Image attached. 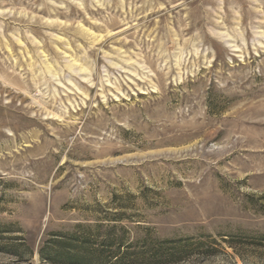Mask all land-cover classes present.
Listing matches in <instances>:
<instances>
[{"label":"rangeland","instance_id":"374dc122","mask_svg":"<svg viewBox=\"0 0 264 264\" xmlns=\"http://www.w3.org/2000/svg\"><path fill=\"white\" fill-rule=\"evenodd\" d=\"M180 247L264 264V0H0V264Z\"/></svg>","mask_w":264,"mask_h":264},{"label":"trees","instance_id":"16d2710c","mask_svg":"<svg viewBox=\"0 0 264 264\" xmlns=\"http://www.w3.org/2000/svg\"><path fill=\"white\" fill-rule=\"evenodd\" d=\"M87 241L88 240L85 237L82 242L84 245H86ZM114 242H115L114 240H111V241L109 240V243L111 244V246H112V244H114ZM146 242L147 241H144V244ZM116 244H118V248L116 249L117 255L114 256L113 258L116 259V263H122L124 260H127L126 259L127 255L124 251L123 252L121 251L120 243L117 242ZM89 251L90 250H87L86 248H84L81 252L78 251L74 255H70L69 253H64L63 255L65 257L73 256L75 258L76 262H79V264H91V262H94V261L98 262L99 261L98 259L102 258V256H99V255L90 257L91 255H90ZM184 251H185V247H182V248L180 247V248H178L177 251L172 252V253L169 252V250H167V249L165 250L164 248H161V249H159V251H157V252L153 253L151 256H149V259H147V260H149V262H154L156 264H158V263L160 264L162 262L170 263V262H173L174 260H177V259L181 258L182 256H184L183 255ZM114 254H115V252H114ZM145 254L141 255L142 260L146 259Z\"/></svg>","mask_w":264,"mask_h":264}]
</instances>
